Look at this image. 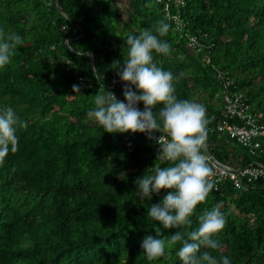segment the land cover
Wrapping results in <instances>:
<instances>
[{"label": "trees", "instance_id": "trees-1", "mask_svg": "<svg viewBox=\"0 0 264 264\" xmlns=\"http://www.w3.org/2000/svg\"><path fill=\"white\" fill-rule=\"evenodd\" d=\"M123 10L117 0H0V28L23 38L0 68V105L28 121L18 128V149L0 162V264H180L179 242L152 260L140 247L159 225L148 205L172 190L137 196L135 179L168 163L157 158L156 138L108 132L87 115L99 91L124 99L128 82L113 67L127 52L122 35L160 19L170 24L161 39L172 51L153 52V60L183 74L174 81L179 98L205 105L202 150L237 167L264 164V137L244 146L216 128L224 92L242 93L264 123V0H187L181 30L157 0H127ZM189 34L200 39V50L189 46ZM247 177L242 188L228 178L218 182L195 206L191 225L160 226L161 234L190 230L204 208L219 203L225 224L214 238L222 247L201 250L228 255L232 264H264V175Z\"/></svg>", "mask_w": 264, "mask_h": 264}, {"label": "clouds", "instance_id": "clouds-1", "mask_svg": "<svg viewBox=\"0 0 264 264\" xmlns=\"http://www.w3.org/2000/svg\"><path fill=\"white\" fill-rule=\"evenodd\" d=\"M169 29L166 19H160L153 27L122 35L127 52L123 63L114 60L113 67L121 80L128 82L122 86L124 99H118L111 91H99L93 96L87 115L108 132L141 131L149 138L153 130L160 132L156 137L157 158L168 163L151 166L135 179L141 199H150L161 188L172 189L147 207V216L159 222L153 225L156 234H145L140 242L147 259L164 255L169 245L179 242L175 250L180 264H232L228 255L201 250L222 247V241L214 238L225 224L219 203L204 208L190 230H178L167 237L161 234L160 226L167 229L191 225L195 206L205 200L215 184L211 178L213 169L202 150L208 131L206 107L195 99L179 98L174 81L183 74H174L153 60V52L171 53L170 42L161 39ZM192 40L196 43L195 37ZM22 42L19 33L0 28V68L10 63ZM73 89L78 90V85H73ZM138 101L143 102L142 109L136 106ZM27 126L28 121L21 120L11 105H0V162L18 149V128Z\"/></svg>", "mask_w": 264, "mask_h": 264}, {"label": "built area", "instance_id": "built-area-1", "mask_svg": "<svg viewBox=\"0 0 264 264\" xmlns=\"http://www.w3.org/2000/svg\"><path fill=\"white\" fill-rule=\"evenodd\" d=\"M163 4V8L166 15L171 18L176 29L181 30L185 21L181 16V8L186 5L187 0H157ZM195 37L196 43H193L192 38ZM188 44L196 50L202 48L200 39L195 34L188 35ZM219 78H224L221 72H218ZM229 84L228 80H225V85ZM248 103L243 98L240 92H224L223 95V118L216 123L217 130L226 131L227 134L236 139L244 146L254 147L259 145L258 141H254L256 136L264 137V123H260L256 120V113H250L248 110ZM258 116V115H257ZM232 117H238L242 122L229 121ZM160 135V132L153 130V137L156 138ZM163 135V133L161 134ZM157 140V139H156ZM158 142V141H157ZM254 142V143H253ZM159 148V143L157 144ZM210 167L213 169L214 175L211 177L215 181V186L218 182L228 178L237 188L244 187L243 177L248 175L247 180L255 178L259 174L264 175V164L256 163V165L247 164L244 166H233L230 163H226L218 160L212 154L204 151Z\"/></svg>", "mask_w": 264, "mask_h": 264}, {"label": "rangeland", "instance_id": "rangeland-1", "mask_svg": "<svg viewBox=\"0 0 264 264\" xmlns=\"http://www.w3.org/2000/svg\"><path fill=\"white\" fill-rule=\"evenodd\" d=\"M117 2L119 3L122 11L124 12V8H125V4L127 3V0H117Z\"/></svg>", "mask_w": 264, "mask_h": 264}, {"label": "water", "instance_id": "water-1", "mask_svg": "<svg viewBox=\"0 0 264 264\" xmlns=\"http://www.w3.org/2000/svg\"><path fill=\"white\" fill-rule=\"evenodd\" d=\"M82 52H85V50H82ZM86 52H87V54H88V56H89V58H90L91 63L93 64V58H92V55H91L90 51H86ZM115 80H118V77L114 78L113 82H114ZM207 152H208V151H207Z\"/></svg>", "mask_w": 264, "mask_h": 264}]
</instances>
